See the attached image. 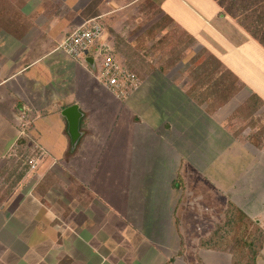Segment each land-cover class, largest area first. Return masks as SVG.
<instances>
[{
    "label": "crops",
    "instance_id": "obj_1",
    "mask_svg": "<svg viewBox=\"0 0 264 264\" xmlns=\"http://www.w3.org/2000/svg\"><path fill=\"white\" fill-rule=\"evenodd\" d=\"M9 2L0 26V264H234L236 251L212 234L219 209L264 213V171L259 194L252 188L260 159L249 148L244 168L243 146L224 130L235 110H208L196 86L170 72H138L139 90L118 98L60 45L96 17L121 60L113 36L149 18L137 32L148 36L171 18L158 32L176 24L264 101V46L240 24L232 4L242 0ZM72 104L86 118L74 150L62 114ZM26 150L42 152L35 169L21 160Z\"/></svg>",
    "mask_w": 264,
    "mask_h": 264
},
{
    "label": "rangeland",
    "instance_id": "obj_2",
    "mask_svg": "<svg viewBox=\"0 0 264 264\" xmlns=\"http://www.w3.org/2000/svg\"><path fill=\"white\" fill-rule=\"evenodd\" d=\"M9 1L0 0V26L10 22L9 19L5 21L2 15L5 12H10V10H12ZM13 1H16L17 4L19 3V0ZM256 14L257 12L254 11V8H251L250 10L242 12L241 16L245 17L249 15L251 17ZM150 21L149 18H142L132 27L130 32L124 36L114 34L115 36L113 37L118 56L128 67L134 68L141 75L147 76L151 73L159 74L160 72H170L173 77H181L180 80L187 83L189 88H192L193 86L192 89H194L196 86L197 101L204 98L207 95V89L202 87V84L205 83L206 80H208L216 71L217 75L221 74L220 77L224 76L227 73L225 70L227 67L223 66L222 61L219 60L218 62L213 63L211 70H208L206 74L203 76L198 75L197 79L192 70V58L199 52L205 57L211 52L207 48L196 44L194 38L191 39V36L184 33L182 29L174 23H172L165 31L161 33L157 32L154 36H149V34L148 36L146 34L142 36L138 35L137 32L139 28L141 26L144 27L147 22L149 23ZM239 21L240 24L251 33L253 38H256L252 34L256 30H258L260 37L263 38L264 24L257 25L253 20H247L246 23H241V20ZM247 24H250V28H247ZM257 40L259 41V39ZM159 68L164 69V71H161ZM211 85L213 84H210V86ZM236 86L238 89L236 94L233 95L227 103L217 106L213 110L221 108H224L225 110H235L228 122L224 123V130H229L228 135L232 138L234 136V138L238 140L236 144L243 146L244 168H247L250 165L249 161H247L248 157H246L247 154H250L247 151L249 148L255 150L257 156H255V160L258 158L260 159V162L252 164L255 168L252 188L257 195L259 194L260 187L263 185V181L259 177H261V174L264 171V101L255 97V94L250 95L249 90L244 88L240 79L237 80ZM246 96H248V99L245 98ZM194 98L196 99V97ZM214 102L217 104V101L214 100ZM201 104H203L208 110H211V105L213 103L211 100H208ZM231 205L233 204H230L229 207H225V209H219L220 223L213 229L212 234L214 237H219L220 246L230 247L236 251L234 264H248L249 247L244 245V237L242 236H246L245 231L248 227L249 219L259 220V225L264 229V213L257 218L250 217L244 212L246 217H242L239 211L236 210L234 212L231 210ZM221 207H223V205H221ZM260 254L262 255L261 264H264V245L260 250ZM236 260L238 261L236 262Z\"/></svg>",
    "mask_w": 264,
    "mask_h": 264
},
{
    "label": "built area",
    "instance_id": "obj_3",
    "mask_svg": "<svg viewBox=\"0 0 264 264\" xmlns=\"http://www.w3.org/2000/svg\"><path fill=\"white\" fill-rule=\"evenodd\" d=\"M104 31L102 21L90 18L67 35L60 49L77 61L87 62L89 56L93 57L97 78L118 98L128 99L141 87V78L115 55L114 48L104 40ZM28 125L23 123L21 135L26 134ZM41 153L25 160L30 170L37 167Z\"/></svg>",
    "mask_w": 264,
    "mask_h": 264
},
{
    "label": "trees",
    "instance_id": "obj_4",
    "mask_svg": "<svg viewBox=\"0 0 264 264\" xmlns=\"http://www.w3.org/2000/svg\"><path fill=\"white\" fill-rule=\"evenodd\" d=\"M232 5L239 10V13L241 14L242 12H245V10H250L251 8H254V11L257 12L256 15L254 16H245L240 18L241 23H246L247 20H253L254 23L257 25L264 24V0H242L239 4L233 3ZM250 8V9H249ZM173 22L171 18H165L161 20H157L155 25L151 27L149 31V36H154L158 31H160V27H165L167 23ZM245 25V24H244ZM250 24H247V28L249 27ZM246 26V25H245ZM259 41L264 45V36L263 38L260 37L258 30L252 33ZM193 37H191L192 39ZM219 59L213 54L209 53L207 57L203 56L201 52L197 53L194 55L192 58V70L193 74L196 75L195 77L198 79L199 76H203L204 74L207 73L208 70H211L213 63L218 62ZM132 71L135 73H138L137 70L134 68L129 67ZM226 74L224 76L217 75V71L209 77L208 80H206L205 83L202 84V87L207 89V95L204 98L199 99V103H203L204 101L211 100L212 105H211V110L215 109L217 106L224 105L225 103L228 102L230 98L233 97V95L236 94L238 91L237 89V80L239 79L237 75L232 72L231 70L225 69ZM218 77V78H217ZM220 77V78H219ZM210 84H213L210 86ZM196 91V92H195ZM194 93L192 94L193 97H196L197 95V90H195ZM258 97L259 96H255ZM215 101H217V104H215ZM28 111H26L24 114L26 115ZM29 116V115H28ZM30 119V117H28ZM86 118L83 116L80 122V126L83 127L85 125ZM27 141L24 139L23 144L26 145ZM35 151V150H34ZM33 151V152H34ZM33 152H29L28 150L23 151L21 160H29L32 155H34ZM26 164V163H25ZM27 165V164H26ZM27 167H29L27 165ZM232 209L234 212L237 210L240 212L242 217H246L245 213L236 207L235 205H231ZM238 212V213H239ZM241 217V218H242ZM244 219V218H242ZM246 236H242L243 238V243L247 247H249V263L248 264H257L260 250L262 249L264 245V229L261 228L257 220H251L249 219L248 221V227L245 231Z\"/></svg>",
    "mask_w": 264,
    "mask_h": 264
},
{
    "label": "water",
    "instance_id": "obj_5",
    "mask_svg": "<svg viewBox=\"0 0 264 264\" xmlns=\"http://www.w3.org/2000/svg\"><path fill=\"white\" fill-rule=\"evenodd\" d=\"M86 61L89 65L95 68V61L93 57L89 56ZM62 114L67 118L69 122V134L71 137L72 150H74L82 135V131L80 129V122L83 113L80 110L78 104H72L66 107L62 111Z\"/></svg>",
    "mask_w": 264,
    "mask_h": 264
}]
</instances>
